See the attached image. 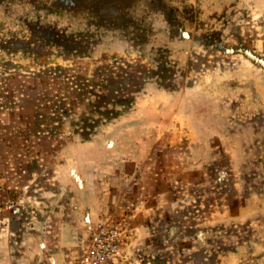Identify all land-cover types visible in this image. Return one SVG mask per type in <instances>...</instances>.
Wrapping results in <instances>:
<instances>
[{
    "label": "rangeland",
    "instance_id": "374dc122",
    "mask_svg": "<svg viewBox=\"0 0 264 264\" xmlns=\"http://www.w3.org/2000/svg\"><path fill=\"white\" fill-rule=\"evenodd\" d=\"M0 264H264V0H0Z\"/></svg>",
    "mask_w": 264,
    "mask_h": 264
},
{
    "label": "built area",
    "instance_id": "2783aa9c",
    "mask_svg": "<svg viewBox=\"0 0 264 264\" xmlns=\"http://www.w3.org/2000/svg\"><path fill=\"white\" fill-rule=\"evenodd\" d=\"M112 252L111 237L106 231L100 232L92 246L91 257L95 260L109 256Z\"/></svg>",
    "mask_w": 264,
    "mask_h": 264
}]
</instances>
